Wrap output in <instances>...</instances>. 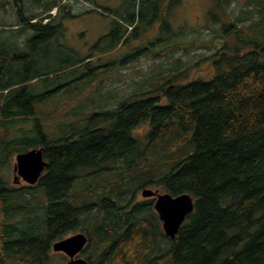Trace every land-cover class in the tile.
Here are the masks:
<instances>
[{
	"label": "trees",
	"instance_id": "1",
	"mask_svg": "<svg viewBox=\"0 0 264 264\" xmlns=\"http://www.w3.org/2000/svg\"><path fill=\"white\" fill-rule=\"evenodd\" d=\"M135 1L138 19L121 15L99 40L111 37V52L149 27L153 42L143 35L125 56L147 54L148 44L160 46L151 49L154 57L166 58L196 46L171 41L181 28L165 23L181 0H162L160 13V0ZM230 1L216 0L207 11L209 18L218 12L208 26L220 21V31L213 28L203 44L219 41L198 61L177 56L169 67L159 65L115 107L56 140H37L32 129L22 130L21 138L0 137L1 162L40 146L48 162L35 184L7 187L0 175V264H49L52 243L78 228L88 231L91 264H264V0L242 1L251 16L247 24L227 12ZM16 4L21 23L38 30L39 39L60 32L52 15L33 23L37 17L24 15L22 0ZM201 63L206 71L194 74ZM39 76L0 59V133L14 127L17 116L36 112L44 97L27 84ZM144 187L194 198V210L174 239L161 232L153 200H135Z\"/></svg>",
	"mask_w": 264,
	"mask_h": 264
},
{
	"label": "rangeland",
	"instance_id": "2",
	"mask_svg": "<svg viewBox=\"0 0 264 264\" xmlns=\"http://www.w3.org/2000/svg\"><path fill=\"white\" fill-rule=\"evenodd\" d=\"M242 1L231 0L227 5V12L235 17L239 15L240 19L247 18L244 20V24H247L251 16L248 17ZM215 2L216 0H181V4L173 9L170 5L169 10L172 12L165 17V23L172 28H181L180 35L173 36L171 41L177 37L180 41L196 43L188 52L178 49L174 52V57H154L151 49L156 45L148 44L145 45L147 54L132 59L130 55L125 56V53L138 46V40L143 35L147 39L151 38L153 42L155 32L150 27L144 33L138 31L135 35L128 36L125 47L116 52L106 48L111 37H106L102 42L99 40L110 32L121 15H134L138 19L141 8L135 0H22L24 15L37 17L31 22H40L41 15H52L53 24L60 25V32L47 39H39L41 35L38 30L21 23L16 0H0V59H5L12 67H23L29 74L38 71L39 79L27 84V89L44 97L33 115L26 119L25 115L17 116L15 128L3 131L0 137L10 138L16 134L15 137L21 138L22 130L32 129L37 140H56L75 128L82 129L83 122L96 111L115 107L143 86L145 79L158 73L159 65L165 69L177 56H181L183 61L194 63L199 60L198 54L213 52L219 37L211 40L209 48L203 43L210 40L213 28L220 31V21L213 28L208 26L217 18L218 12L212 18L207 15ZM160 3L157 13L163 9L162 0ZM50 8L52 9L49 11ZM242 22L243 20L239 24ZM14 24L19 25L13 26ZM127 29L130 31L129 27ZM159 49L160 46L157 45L155 50ZM86 56H92L90 62L86 64L89 60L87 59L77 64L79 59ZM202 65L203 63L198 68L193 67V73H204L206 69ZM2 96L4 98L5 92ZM137 132L141 133L143 130L139 128ZM14 163L15 154L3 162L0 161V175L7 181V187H20L25 184L22 179L14 181ZM81 171L82 169L77 173L79 177ZM141 190L137 191L136 201L147 200L141 195ZM82 191L83 196H86V188ZM160 230L162 232L161 227ZM77 232L88 231L78 228L66 237ZM84 249L79 255L88 257V249ZM50 254L49 264H65L67 261L63 253L51 250Z\"/></svg>",
	"mask_w": 264,
	"mask_h": 264
},
{
	"label": "water",
	"instance_id": "3",
	"mask_svg": "<svg viewBox=\"0 0 264 264\" xmlns=\"http://www.w3.org/2000/svg\"><path fill=\"white\" fill-rule=\"evenodd\" d=\"M47 160L43 156V147H33L15 155L13 166L14 181L21 178L28 184L38 182L47 167ZM144 197L154 196L153 208L161 221L163 232L170 239H174L180 227L194 210V198L184 192L173 195L169 192H160L159 189L144 187L141 190ZM88 242L86 234L77 232L52 243L53 251H63L69 257L65 264H89L78 254Z\"/></svg>",
	"mask_w": 264,
	"mask_h": 264
},
{
	"label": "bare ground",
	"instance_id": "4",
	"mask_svg": "<svg viewBox=\"0 0 264 264\" xmlns=\"http://www.w3.org/2000/svg\"><path fill=\"white\" fill-rule=\"evenodd\" d=\"M235 20V19H234ZM232 23V22H231ZM244 25V24H243ZM248 25H250V24H248ZM234 26V25H233ZM32 76V75H31ZM41 79V78H40ZM23 88V87H22ZM15 93V92H14ZM34 93V92H33ZM12 96V95H11ZM5 97V96H4ZM1 99V98H0ZM25 102V101H24ZM2 106V105H1ZM35 110V109H34ZM97 112V111H96ZM15 114V113H14ZM4 116V115H3ZM2 116V117H3ZM96 116V115H95ZM34 118V117H33ZM38 122V121H37ZM37 125V124H36ZM116 126V125H115ZM72 130V129H71ZM21 132V131H20ZM86 132V131H85ZM15 139V138H14ZM27 139V138H26ZM10 140V139H9ZM34 142V141H33ZM156 142V141H155ZM31 143V142H30ZM15 144V143H14ZM23 144V143H22ZM50 144V143H49ZM155 143H153V145H154ZM16 145V144H15ZM151 145H152V143H151ZM6 146V145H5ZM49 146V145H48ZM137 152V151H136ZM9 155V154H8ZM139 155H142V154H139ZM145 155V154H144ZM154 163H155V161H154ZM1 165V164H0ZM147 165V164H146ZM151 166V165H150ZM149 166V167H150ZM153 166V165H152ZM145 168V167H144ZM104 169V168H103ZM124 175V174H123ZM122 176V175H121ZM120 176V177H121ZM112 180V179H111ZM124 180V179H123ZM119 182V181H118ZM110 185V184H109ZM1 189V188H0ZM99 189V188H98ZM87 193V192H86ZM100 194V193H99ZM91 195V194H90ZM8 196V195H7ZM95 198V197H94ZM132 198V197H131ZM63 200V199H62ZM105 203V202H104ZM109 204V203H108ZM114 204V203H113ZM133 204V203H132ZM96 205H98V204H96ZM115 205V204H114ZM8 206V205H7ZM128 206V205H127ZM5 207V206H4ZM69 207V206H68ZM75 207V206H74ZM101 207V206H100ZM5 208H7V207H5ZM121 208H123V207H121ZM112 209V208H111ZM101 210V209H100ZM104 210V209H103ZM116 210V209H115ZM151 210V209H150ZM104 212H106V211H104ZM250 212V211H249ZM116 216V215H115ZM134 217V216H133ZM104 218V217H103ZM131 218V217H130ZM136 218V217H135ZM134 218V219H135ZM139 218V217H138ZM119 219V218H118ZM116 220V219H115ZM130 220V219H129ZM147 220V219H146ZM114 222V221H113ZM143 222H144V220H143ZM74 223V222H73ZM150 223V222H149ZM113 224V223H112ZM147 224V223H146ZM111 225V224H110ZM109 225V226H110ZM113 226H115V225H113ZM120 226V225H119ZM148 226V225H147ZM117 227V226H116ZM115 227V228H116ZM149 227V226H148ZM96 228V227H95ZM106 228V227H105ZM22 229V228H21ZM108 229V228H107ZM117 229V228H116ZM119 229V228H118ZM154 229V227H152V229H151V231H154L153 230ZM19 230V229H18ZM146 232H148V231H146ZM156 232V231H155ZM94 234V233H93ZM150 234V233H149ZM149 234H147V235H149ZM156 234V233H155ZM39 235V234H38ZM46 235V234H45ZM132 235V234H131ZM96 236V238H97V235H95ZM101 236V235H100ZM41 237V236H40ZM144 237V236H143ZM148 237V236H147ZM167 238V237H166ZM116 239V238H115ZM137 239V238H136ZM135 240V239H134ZM134 240H133V243H134ZM152 241V240H151ZM151 241H150V243H151ZM118 242V241H117ZM121 242V241H120ZM129 244V243H128ZM148 244V243H147ZM130 245V244H129ZM151 245H152V243H151ZM153 245H154V243H153ZM152 245V246H153ZM164 245V244H163ZM131 246V245H130ZM127 247V246H126ZM164 247V246H163ZM150 248V247H149ZM9 249V248H8ZM131 250H132V248H130ZM152 249V248H151ZM125 250H127V249H125ZM3 252V251H2ZM149 252H151V251H149ZM126 253V252H125ZM132 254V253H131ZM148 255V254H147ZM137 256V255H136ZM145 257V256H144ZM142 258V257H141ZM132 259V258H131ZM144 259V258H143ZM6 260V259H5ZM130 260V259H129ZM138 260V259H137ZM7 261V260H6ZM134 261V260H133ZM5 262V261H4ZM122 263V262H121ZM96 264V263H95Z\"/></svg>",
	"mask_w": 264,
	"mask_h": 264
},
{
	"label": "flooded vegetation",
	"instance_id": "5",
	"mask_svg": "<svg viewBox=\"0 0 264 264\" xmlns=\"http://www.w3.org/2000/svg\"><path fill=\"white\" fill-rule=\"evenodd\" d=\"M143 198H144V199H151V200H153V202H154V199H155L154 196H149V197H144V196H143ZM160 223H161V222H160ZM83 233H84V232H83ZM84 234H86V236H87V238H88V234H87L86 232H85ZM88 242H89V239H88ZM87 244H88V243H87ZM87 244H86V245H87ZM85 248H86V247H85ZM84 250H85V249H84ZM56 252H58V253H63V254L67 257V261L69 260V257H68V256L66 255V253H64L63 251H56ZM80 253H81V252H80ZM80 253H79V254H80ZM79 254H78V256H80ZM82 257H83V256H82ZM84 258H85L86 260H88L89 264H91L90 261H89V258H88V257H84ZM67 261H66V262H67ZM66 262H65V263H66Z\"/></svg>",
	"mask_w": 264,
	"mask_h": 264
},
{
	"label": "crops",
	"instance_id": "6",
	"mask_svg": "<svg viewBox=\"0 0 264 264\" xmlns=\"http://www.w3.org/2000/svg\"><path fill=\"white\" fill-rule=\"evenodd\" d=\"M48 20V19H47ZM47 20H44V22H46Z\"/></svg>",
	"mask_w": 264,
	"mask_h": 264
}]
</instances>
